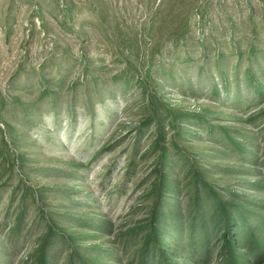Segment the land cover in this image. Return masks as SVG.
<instances>
[{
    "label": "rangeland",
    "instance_id": "374dc122",
    "mask_svg": "<svg viewBox=\"0 0 264 264\" xmlns=\"http://www.w3.org/2000/svg\"><path fill=\"white\" fill-rule=\"evenodd\" d=\"M211 190L264 231V0H0V264H225Z\"/></svg>",
    "mask_w": 264,
    "mask_h": 264
},
{
    "label": "trees",
    "instance_id": "16d2710c",
    "mask_svg": "<svg viewBox=\"0 0 264 264\" xmlns=\"http://www.w3.org/2000/svg\"><path fill=\"white\" fill-rule=\"evenodd\" d=\"M160 176L162 178L160 183V189L162 191L165 188L166 178L163 177V174ZM211 193L216 196V203H214L210 218L212 221L218 218L219 221L222 219L224 220L225 232L223 233L222 254L226 256L224 259L225 264H247V262L251 261V258L253 261L260 262L264 253L263 228H260L261 226L259 225H253L250 222L249 216L243 214L245 212L244 210H237L235 214H237V219H239L241 223V228L237 229V219L233 216V213L226 208L228 203L223 201L213 190H211ZM160 201L161 199L158 198L151 209L150 230L145 238L146 251L153 245L158 254L157 256L163 259V264H172L171 260L177 257L187 260L195 256L197 259L193 240L192 242L190 241L192 244L189 242L187 245L182 239L175 240L174 237L176 234L173 232L171 233V229L164 227L162 224V202ZM179 213H181V211L178 210V212L173 215L179 216ZM178 225L179 226H176L175 229L177 228L181 231L182 227L180 225V220L178 221ZM203 226L207 227V224L204 223ZM163 227L165 229L162 230ZM241 248L245 250L242 252L240 251V255H238V251ZM206 256L208 255H205L201 262L207 263L209 261ZM37 259L38 264H49L46 246L39 251ZM143 263H145L144 258L141 261V264Z\"/></svg>",
    "mask_w": 264,
    "mask_h": 264
}]
</instances>
